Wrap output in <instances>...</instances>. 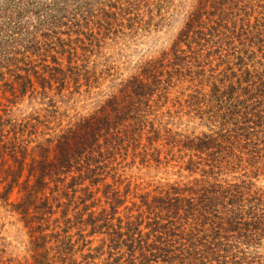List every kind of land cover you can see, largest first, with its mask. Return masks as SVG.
<instances>
[{"label":"rangeland","instance_id":"374dc122","mask_svg":"<svg viewBox=\"0 0 264 264\" xmlns=\"http://www.w3.org/2000/svg\"><path fill=\"white\" fill-rule=\"evenodd\" d=\"M197 5L0 0V116L36 125V136L28 138L32 128L24 136L31 141L29 152L112 97L122 98L131 79L150 84L144 72L149 63L158 79L169 81L166 90L147 89L149 96L131 94L124 102L145 108L147 124L113 156L100 182L77 181L68 188L67 177L57 184L51 217L57 223L45 233L67 231L75 264H264V0L208 8L201 39L192 32L185 39L181 34ZM76 71L79 77L70 76ZM51 75H65L64 87L51 81L43 92L38 77L47 81ZM19 77L33 85L24 95ZM204 136L216 139V146L190 150V142L196 145ZM204 195L215 198L207 202ZM22 197L13 188L7 202L0 200V264H33L31 234L10 206ZM230 199L244 207L240 225L224 214ZM176 200H182L179 207ZM115 202L110 224L116 229L120 223L122 234L134 221L142 238L154 220L160 227L173 223L179 232L165 252L153 250L142 261L137 251L130 257L127 244H113V231L103 227L100 214ZM47 242L40 252L62 264L56 241ZM147 242L154 244L153 237ZM86 254L92 259H83Z\"/></svg>","mask_w":264,"mask_h":264},{"label":"trees","instance_id":"16d2710c","mask_svg":"<svg viewBox=\"0 0 264 264\" xmlns=\"http://www.w3.org/2000/svg\"><path fill=\"white\" fill-rule=\"evenodd\" d=\"M197 1V9L189 16V20L185 24V30L181 34L185 39L188 38L191 32L201 39L202 33L200 30L202 28L204 30L206 29L201 19L206 13L211 15L208 8L214 11L222 10L225 9L226 4L238 0ZM144 72L146 79L151 80L150 84L138 77L131 79L122 90V98L112 97L93 114L80 119L66 131H62L54 139H45L43 143H38L30 152L28 145L31 141L25 140L24 136L29 128H32V131L28 132V138L30 136H36V125L29 123L17 124L14 120L7 118L9 116L8 114H4V116H7L5 118L0 116V185H3L0 200L7 202L8 196L13 188H18L19 192L23 194L19 203L10 206L12 211L21 217V221L29 229L31 234L30 237L32 239L30 242L33 253V264H53L54 261L47 257V252L46 254L40 252L42 246L50 242V240L47 242V239H54L56 241L55 254L60 263L75 264V261L72 260L74 245L71 244V239L67 237V231H62V235L58 233L54 234L52 231L49 234L45 233L50 231L51 223H57V220L51 221V217L55 214L52 206L53 202L56 201L53 194L59 191L57 184L64 183L67 177L71 179L68 188L78 185L76 183L77 181L82 183L85 180H89L91 185H96L101 181L100 173L111 164L113 156L122 149L125 142L133 140L135 132L140 131L147 124V121L144 119L145 108L143 110L139 106H126L124 102L127 99L131 100V94L138 99L143 98V96L148 95L146 92L144 93L147 89L166 90L169 87V81L162 82L158 79L159 76L155 72V67L152 64L150 65V63ZM60 74L62 75L61 71ZM70 76L79 77L80 73L76 71L70 73ZM20 78V87L22 88L20 94L24 95L26 88L33 89V85L28 77ZM66 78L65 75L61 79L51 75L49 80L46 81L43 77H38L43 92L46 88L45 85L47 88H51V81L59 82L60 85L58 87L60 88L64 87ZM164 84L166 85L164 86ZM152 93L150 92V94ZM41 96L43 97L44 93ZM32 120L37 125L42 124L37 118ZM127 121H131L132 124L127 125ZM6 128L8 129L5 130ZM215 140L212 137L204 136L202 140H198L199 142L196 145L190 142L189 148L197 153L211 150L214 148L213 146H216ZM25 171L27 172L26 177L21 181ZM73 172L77 174V177H71ZM51 183L55 185L54 190L49 188ZM46 191L49 192V196H46ZM64 197L68 198V194L64 193ZM203 197L207 202L215 198L213 195L209 197L208 195H204ZM171 200L168 199L166 204ZM179 201L182 200H176L178 207L181 203ZM238 203L235 199H230L227 204L229 208L227 209L226 207L224 212V214L230 215L228 221L235 225H240L244 209ZM113 204L110 206L109 213L105 211L101 212L100 221L103 222V227L106 226L107 229L113 231V244L128 245L127 247L131 258H133L132 254L135 251L138 252L142 261L146 260V255L151 257L153 250L165 252V249L170 246V237L176 236L179 232L173 223H167V226L160 227L159 222L154 220L147 225L150 228V232L146 236L144 235L143 238L142 232L137 228L136 221L127 223L126 227H124L126 231L122 234L120 223L116 229L114 228L115 226L110 224V220L116 214V206L118 203L115 202L114 206ZM189 205H191V202H189ZM59 206H56V208ZM65 216L66 213L63 212V217ZM96 221L90 218L91 224L94 225ZM257 230L259 229L257 228ZM122 237L126 239L122 240ZM150 237H153L154 244L149 245L147 242ZM246 237L248 238L249 236L247 235ZM83 259L91 260L92 258L89 254H86L83 256Z\"/></svg>","mask_w":264,"mask_h":264}]
</instances>
